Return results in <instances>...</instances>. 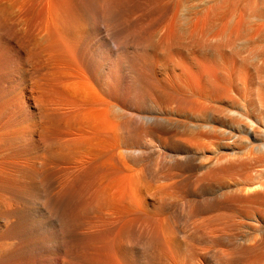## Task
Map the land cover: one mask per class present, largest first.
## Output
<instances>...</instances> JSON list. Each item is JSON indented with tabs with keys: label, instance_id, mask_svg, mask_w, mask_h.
<instances>
[{
	"label": "bare ground",
	"instance_id": "obj_1",
	"mask_svg": "<svg viewBox=\"0 0 264 264\" xmlns=\"http://www.w3.org/2000/svg\"><path fill=\"white\" fill-rule=\"evenodd\" d=\"M149 1L157 8V1ZM201 1H190L195 4L185 11L188 24L180 27L170 21L163 30L164 23L151 41L150 32L145 38L134 27L136 32L129 30L127 0H21L26 10H44L46 16L44 21L25 18L28 34L44 23L38 53L21 51L0 33V264H264V232L259 240L254 234L264 230V169L256 172L260 181L254 183L243 158L224 160L210 149H194L214 146L217 128H228L241 135L237 138L248 146L253 161H264V135L251 121L238 122L237 112L225 117L200 101L225 97L226 78L235 85L246 83L251 6L243 3L233 20L235 0H214L211 5L204 0L200 6ZM228 14L233 19L223 21ZM203 30L209 34L199 37L207 45L200 46L199 40L195 45ZM182 35L188 42L181 49L207 51L230 66L200 65L182 87L174 81L167 85L164 76L158 86L152 77L149 83L151 74H144L155 66L153 58L174 63ZM238 37L243 50L233 52ZM132 45L137 51L130 55ZM31 62L35 67H29ZM182 68L176 75H184ZM158 103L173 104L168 112L182 122L148 112ZM251 103L255 113L264 111V97L257 92ZM10 104L14 107L5 113ZM174 153L181 156L173 159ZM193 163L200 171L197 176L172 172ZM160 180L170 183L155 184ZM172 190L193 198L186 202V212L178 210L189 219L197 211L218 208L213 220L221 228L211 229L201 218L189 223L181 212L183 219L169 199ZM179 218L189 224L177 227ZM244 225L248 235L238 248L211 249L204 256L184 248L185 241L197 239L198 231H206L210 239L215 234L229 239Z\"/></svg>",
	"mask_w": 264,
	"mask_h": 264
},
{
	"label": "rangeland",
	"instance_id": "obj_2",
	"mask_svg": "<svg viewBox=\"0 0 264 264\" xmlns=\"http://www.w3.org/2000/svg\"><path fill=\"white\" fill-rule=\"evenodd\" d=\"M131 1V2H130ZM130 1H128L127 0V6H129V4H130V6H131V10L130 9H128V11L130 10V11H132V13L130 12H128L127 11V13H126V15L127 14H129V15H127L128 16V18H126L127 19V21H128V23H130V28H129V30L131 31V33H132V31H135L136 32V30H137V33H138V31L142 34V37H145V38H147V34L150 32L151 34H149L150 36H148L149 37V40L151 39V41H153V40H155V37L154 36H157V33L159 34L161 31H160V29L161 28H163L162 27V25L164 26V23H165V28H163V30L164 29H166V26L168 25V24H170V21H172L171 22V24L172 23H176V25H178V26H182V27H184V22H186L187 24H188V21H187V19L190 17V15H187L186 14V12L185 11H187L192 5H194L195 3L193 2V3H191L190 1H192V0H162V1H158V0H155V1H157V3H159V4H157V8H154V3H153V1L151 2V1H149L148 2V0L146 1V0H130ZM136 1H138V3H136ZM146 3H145V2ZM203 1V2H202ZM201 2H202V4L200 5V6H202L203 4H205L206 2H204V0H202ZM213 1L214 0H208V4H210L211 5V3H213ZM242 1V2H241ZM129 2V3H128ZM134 2H135V4H134ZM154 5V6H152L153 8H154V10H152L151 11V9H153L152 7H151V3ZM184 2H185V4H184ZM187 2H190L191 4H188ZM201 2H199V3H201ZM239 2H241V3H239ZM165 3V4H164ZM187 3V4H186ZM243 3H245L247 6H251V8L249 9V14H250V16H249V19H251V20H249L250 21V24H249V37H250V42H249V48H248V52H250V57L251 58H249V55H248V57L247 58H249V59H247V63H248V77H247V79H246V85L244 84V85H241V84H238V85H235V81L234 80H229L228 78H226L225 80H223V82H226V84L224 83V85L226 86L225 87V91H224V95H225V97H220V99H219V97H217L216 98V96H214V97H211V96H206V97H204V98H202V99H200V101L202 102V104L203 105H205V106H214L215 108H217V109H220V113L222 114V115H224L225 117H232V116H229L230 114H232V112L234 113V112H237L238 113V115H240V118H238L237 120H238V122H244L245 120H246V122L248 121H251L252 122V125H253V129H255V130H258V132L263 136L264 135V111L263 110H259L258 111V113H255V111H253L255 108L254 107H252V100L254 99V95L256 94V92L258 93V94H260L261 96H263L264 97V68H263V62H264V0H235V3H234V6H233V9H232V13H231V15L233 16V17H235V19H233L232 18V16L231 15H229L228 14V16L226 15V17L224 18V20L223 21H226V20H228V19H233V20H236V18H237V15H240L242 12H241V10H242V6L244 5ZM137 4H139L138 6H141V7H138L137 6ZM156 4V3H155ZM184 5V9L183 8H181V10L180 11H182V9H183V14H179L180 13V11H179V9H180V5H181V7ZM238 4V5H237ZM135 5H136V8H135ZM185 5H187V6H185ZM189 5H191V6H189ZM237 5V6H236ZM130 6H129V8H130ZM249 6V7H250ZM21 6V0H0V28L1 27H3V28H1V29H4V30H1L0 29V31H2V32H0L1 33V35L3 34V32H4V35L2 36V39L3 40H8V39H6V36H7V38H12V40H11V42L10 43H13V41H14V43H16V45L17 44H19L20 45V47H21V51H23V52H27L28 54H31V53H33V54H35V53H38V52H36V50L38 51L39 50V48H38V46H41V44H42V38H43V34H41V33H44V32H42V28H43V25H44V23H41L40 24V27H39V29L38 30H33L31 33L33 34L32 36L31 35H29V34H31L30 32H29V34H28V32H24L27 28H25L24 26H26V24H27V21H26V19L27 18H29V16H34L33 18L35 19V21H37L38 19H41L42 21H44L45 20V17L44 16H46V14L44 13V10L43 11H40V9H34V10H26L24 7H22ZM151 7V8H150ZM161 7H163V8H161ZM189 7V8H188ZM150 8V9H149ZM236 8V9H235ZM21 9V10H20ZM33 9V8H32ZM157 9V10H156ZM177 9V10H176ZM234 9H235V11H234ZM22 10H23V12H22ZM26 10V11H25ZM36 10H39V11H37L38 13H37V15H36ZM251 10V11H250ZM20 11V12H19ZM174 11V12H173ZM22 12V13H21ZM41 12V13H40ZM181 12V13H182ZM27 13V14H26ZM31 13H32V15H31ZM25 14V15H24ZM45 14V15H44ZM185 14V15H184ZM21 15H23V16H21ZM43 15V16H42ZM171 15V16H170ZM174 15H175V17H174ZM26 16V17H25ZM126 16V17H127ZM183 16H184V18H183ZM177 17H178V19H177ZM181 17V18H180ZM252 17V18H251ZM26 18V19H25ZM130 18V19H129ZM186 18V19H185ZM261 18V19H260ZM3 19H4V21H3ZM170 19V20H169ZM172 19V20H171ZM179 19H181V20H179ZM169 20V21H168ZM177 20V21H176ZM25 21H26V23H25ZM178 21H180L181 23H179ZM222 21V22H223ZM168 22V23H167ZM180 24H178V23ZM221 21H220V23L219 24H221L222 23ZM136 23H138V27H137V25H135ZM142 23V24H141ZM159 23V24H158ZM25 24V25H24ZM132 24V25H131ZM170 24V25H171ZM186 24V25H187ZM219 24H218V26H219ZM215 26H217V24L215 25ZM19 27V28H18ZM134 27V29H136V30H131L132 28ZM143 27V28H142ZM168 27V26H167ZM170 27V26H169ZM6 28V29H5ZM24 28H25V30H24ZM41 28V29H40ZM141 28L143 29V30H145V31H142L141 32ZM140 29V30H139ZM41 31V32H38V31ZM155 30V31H154ZM162 30V29H161ZM162 30V31H163ZM196 31L198 32V31H200V28L199 27H197L196 28ZM210 32V31H209ZM252 34H251V33ZM19 33H20V35H19ZM200 33V32H199ZM41 34V35H40ZM143 34H144V36H143ZM201 34V35H200ZM200 34H198L197 33V43L195 42L194 44L196 45V44H198L199 42H198V40L200 41V43H199V45L200 46H203V44L202 43H207V40L206 41H203L202 39H206V36L209 34L208 33V31H206V33H205V31L203 30V31H201V33ZM6 35V36H5ZM40 35V36H39ZM27 36H29V37H27ZM152 36V37H151ZM183 36H184V38H185V40H183L184 38H183ZM186 35H182V36H180L178 39V41H180L182 44H180L179 42H177V43H179V49L175 52V54L176 55H174V59L176 60V57H177V60L175 61H173L174 63H168V62H161V61H159V59L160 60H163V59H161L162 58V56L160 57V56H155V60H154V58H153V60H154V62H153V60H152V64L154 63V65L155 66H153V68H151L150 69V71L148 70V68H143V70H141L142 68H141V66H139V64L137 65V67H139V68H141V69H139V70H141V71H145L146 72V69L148 70V72H146V74H144V75H150L151 74V76H148L149 78H147V80L149 79V80H153V82L152 83H154V81H156L155 82V84H156V86H158V83H159V81H161V77L163 78V76H164V80H162V81H166V83H167V81L169 80V82H168V84L167 85H170L171 86V82L172 81H174L175 83H176V81H177V84H175L174 82H172V84H174V85H177V86H179V84H180V86L179 87H182V86H184V84L186 83V81H189L190 80V76H189V73L190 74H193L197 69H199V68H202V66L203 67H208V65L211 63V66L212 65H216V64H218V65H216V66H218V67H222V68H224V67H229L230 66V64L227 62V61H224V58H220V57H216V56H214V58H213V56L212 55H209V54H207V51L206 52H201V51H198L197 49L195 50V48H192V52H188V51H191V50H186L188 53H186V51L185 50H183V49H181V47L182 46H185V44L188 42V37H185ZM201 36H203L202 37V39L200 38ZM3 37H5V38H3ZM19 37V39L18 40H16V38H18ZM20 37H21V39L22 38H24L23 40V42L25 43H23V44H21L22 43V41H20L21 39H20ZM251 37H252V39H251ZM15 38V39H14ZM32 38V41L30 40V39ZM186 38H187V41H186ZM40 39H41V42H40ZM195 39V40H196ZM16 40V41H15ZM26 40H29L28 42L30 43V45H28L27 44V41ZM238 40V41H237ZM237 40L236 41H234L233 43L235 44V45H233V46H235L234 48H233V52H236V51H238V50H243V43H242V39H241V37L239 38H237ZM10 41V40H9ZM20 41V42H19ZM240 43V44H239ZM34 44V45H33ZM238 44V45H237ZM12 45V44H11ZM24 46V45H26V46H24L25 47V49H23L22 48V46ZM205 45H207V44H205ZM33 46V47H32ZM27 47L30 49V52H29V49H27ZM35 47H37L36 49H35ZM133 45L131 46V48L129 49V51H127L130 55H133V54H135L136 53V51H137V49L136 48H134V50H136V51H134L133 49ZM28 50V51H27ZM195 51H197L196 53H195ZM202 53V54H204L205 53V55L204 56H207L206 58H208L209 60H210V62H209V60L208 61H206L205 59V57L202 55L201 56V54L199 55L198 53ZM178 53V54H177ZM184 53V54H183ZM192 53V55H190ZM195 53V54H194ZM258 53V54H257ZM181 54H182V56H181ZM207 54V55H206ZM178 55V56H177ZM190 55V56H189ZM198 55V56H197ZM212 56V57H210L209 58V56ZM257 55H259V57H257ZM191 58H189V57ZM240 56H242V54H240ZM159 57V58H158ZM195 58H197V60L195 59ZM199 58V59H198ZM213 58V59H212ZM221 60H220V59ZM193 59V60H192ZM196 60V62H199L198 60H200V62H199V64H195V60ZM205 61H204V60ZM220 61H219V60ZM217 60V61H216ZM222 60H223V63H221L222 62ZM250 60V61H249ZM156 61V62H155ZM194 61V62H193ZM219 61V62H218ZM161 62V63H160ZM176 62H178V63H176ZM33 63V64H32ZM109 64H110V61L108 62ZM165 63H166V65H165ZM176 63V64H175ZM249 63H251V64H249ZM173 64V65H172ZM181 64H182V66H183V68H182V66H181ZM206 64V65H205ZM226 64V66H224ZM167 65H169V66H172V67H169V66H167ZM174 65H177V66H175L174 67ZM179 65H180V68H179ZM200 65H202V66H200ZM241 64H238V66H240ZM252 65V66H251ZM145 66H146V64H145ZM165 66H166V68H165ZM224 66V67H223ZM253 68H251V67ZM29 67H35V64H34V62H31V65L29 66ZM156 69H155V68ZM164 67V68H163ZM178 67V68H177ZM261 68V70H260V68ZM28 68V67H27ZM171 69V71H170V69ZM172 68H174V69H172ZM175 68H177L178 70H176ZM182 68V70L181 71H183L184 72V75L183 74H179V75H176V74H178L179 72H180V69ZM189 70H188V69ZM167 69V70H166ZM184 69V70H183ZM194 69H196V70H194ZM152 70H154V71H152ZM156 70V71H155ZM176 70V71H175ZM263 70V71H262ZM190 71V72H189ZM255 71H257V72H255ZM152 72H154L156 75H154V73H152ZM178 72V73H177ZM182 72V73H183ZM144 73V72H143ZM148 73V74H147ZM150 73V74H149ZM258 75V76H256V74ZM263 73V74H262ZM159 74H160V76H159ZM168 74V75H167ZM173 74H175V75H173ZM152 75H154V76H152ZM35 77H37V78H39V77H41V76H39L38 74H36V75H34ZM168 76H169V78H171V81H170V79L168 78ZM172 76H174V77H172ZM183 76V77H182ZM150 77H152L151 79H150ZM155 77H159L158 78V81L157 80H154V78ZM176 77V78H175ZM261 77V78H260ZM165 78H166V80H165ZM176 80H175V79ZM183 78V79H182ZM156 79V78H155ZM178 79L179 80H181V82L183 83H181V82H179L178 81ZM148 80V81H149ZM253 81V82H252ZM234 82V83H233ZM149 83H151L150 81H149ZM179 83V84H178ZM154 84V85H155ZM152 85V84H151ZM154 85H152V86H154ZM155 86V87H156ZM227 89V90H226ZM232 90V91H231ZM240 91H241V93H240ZM240 93V94H239ZM237 96H236V95ZM231 99H229L228 97ZM226 97H227V99H226ZM221 99H225V100H222L221 101ZM227 100V101H226ZM229 100V101H228ZM209 102V103H208ZM240 102V103H239ZM159 104V105H158ZM158 104H156L155 106H153V107H151V109H149L148 110V112H150L152 115H155V116H160V113L161 114H164V115H166L168 118L170 117V119H172L173 118V120H182V119H177L176 117H174L172 114V110H171V112L169 113L168 111H170V109H172L173 108V104H164V103H158ZM162 104V105H161ZM210 104V105H209ZM237 106H236V105ZM11 106V107H10ZM164 106H165V108H164ZM171 106V107H170ZM242 106V107H241ZM14 107V104H10L9 106H8V108H7V111H5V113H7V112H9L10 110H11V108H13ZM156 107H158V108H156ZM161 107V108H160ZM170 108V109H169ZM254 108V109H253ZM9 109V110H8ZM160 111H159V110ZM158 111V112H157ZM156 112V113H155ZM254 112V113H253ZM168 113V114H167ZM169 114H171V115H169ZM164 115H162V116H164ZM241 118H243V119H241ZM240 119V120H239ZM182 122V121H181ZM183 122L185 123H187V121H185V120H183ZM204 125H206V126H209V124L208 123H205ZM188 130V129H187ZM186 130V132H188ZM215 136H217V138H218V141H216V143H215V145L214 146H208V145H205L204 147H201V148H196L195 146H194V149L196 150V152H199L200 153V151H201V153H203V152H209V149H210V152L212 151V152H215V153H217L218 155H219V157H221L222 156V159H224L223 157H226L225 159L226 160H228V159H231L232 160V157H238V158H240L241 157V159H242V161H244V160H246V167L244 168V169H246V170H248L249 172H250V174L252 175L251 177H252V181L254 182V183H257V182H255V181H260V180H258V178L260 179V174L259 173H256V172H258V171H261V170H263L264 169V161L262 162V161H258L257 160V158H256V160L258 161H253V159H254V156H252V157H250V156H248L249 154H250V150H249V148H248V146L246 145V144H244V143H242V142H240L239 141V138H237V137H241V135H239L238 133H233L230 129H228V128H221V127H218L217 128V131H216V134H215ZM146 142V141H145ZM144 141H141V144H144L145 143ZM207 146V147H206ZM253 146V145H252ZM154 149L155 148H151L150 150L151 151H154ZM202 149V150H201ZM177 150H179V149H175L174 151H177ZM204 150V151H203ZM208 150V151H207ZM249 150V151H248ZM193 152H191V154H192ZM234 153V154H233ZM176 153H174L173 154V159L175 158H179L181 155H175ZM208 154H210V153H208ZM221 155V156H220ZM231 155V156H230ZM242 155V156H241ZM155 155H151L150 157L152 158V157H154ZM247 157H250V158H252V160L251 159H247ZM228 158V159H227ZM224 159V160H225ZM234 159V158H233ZM249 160H251L250 162H249ZM153 161H156V160H153ZM248 163H250V164H248ZM253 163L255 164V165H253ZM258 163V164H257ZM260 163V164H259ZM252 165V166H251ZM182 169H184V170H182ZM256 171H255V170ZM179 170L183 173V175H185V176H197L198 174H200V171L195 167V164L193 163L192 165H190V166H187V167H183V168H181V169H177V170H174V171H172L173 172V174H175V175H179ZM253 170H254V172H253ZM172 174V173H171ZM253 174H255V175H253ZM257 174H259V175H257ZM255 176V177H254ZM258 176V177H257ZM256 177H257V179H256ZM174 180H176V179H174ZM171 181V180H170ZM167 182H169V181H157L155 184H157L158 186H160V185H166L167 184ZM172 182V181H171ZM159 183V184H158ZM165 183V184H164ZM170 183V182H169ZM231 183V182H230ZM155 184H154V186H155ZM175 196V197H174ZM206 196H208V195H206ZM203 197H204V194H203ZM203 197L201 198V199H203ZM171 198V200L170 201H175L174 203H175V210L177 209V213L180 211V210H183V208H184V211L186 212V210H187V206H188V204H186V202L188 203L189 201H191L193 198H191V197H188L187 195H185V194H182V193H179V192H177V191H171L170 192V195H169V199ZM174 199V200H173ZM181 205H183V207H180ZM178 207V208H177ZM180 207V208H179ZM215 209V210H214ZM179 210V211H178ZM181 212H183V211H181ZM181 212H179L178 214L179 215H181L182 216V218L185 216V213L183 214V213H181ZM214 212V213H213ZM220 211L218 210V208H216V207H211V208H209V209H205L204 211L203 210H201V212L199 211H197V213H194V215L195 214H197V216L195 215H190V219H189V217L187 218V216H185V218H186V220L189 222V223H191V222H195V221H198V219H202V220H204V219H206V220H204V221H206L207 222V224L210 226V228L211 229H220L221 228V224H219L218 223V221L217 220H213V217H215V214L217 215L218 213H219ZM255 211H252V213H253V215L254 216H256L255 215V213H254ZM184 216H183V215ZM199 214V215H198ZM180 216V217H181ZM200 216V217H199ZM194 217V218H193ZM185 218H183V219H185ZM183 219H180L179 218V220L178 221H176V223H175V225L178 227H183L184 225L183 224H185V225H187L186 223H188L187 221H183ZM192 219V220H191ZM194 219V220H193ZM200 219V220H201ZM180 220H181V222H180ZM190 220H191V222H190ZM201 220V221H202ZM241 220H244V219H241ZM253 220H255V221H257L258 219H257V216L256 217H254V219ZM245 221V220H244ZM184 222V223H183ZM186 222V223H185ZM182 223V224H181ZM188 223V224H189ZM218 223V224H217ZM246 223H248V222H246ZM249 223H252V222H249ZM213 224V225H212ZM220 225V226H219ZM212 226H217V227H212ZM262 227L264 228V226L262 225ZM247 228V229H246ZM201 230V229H200ZM247 230V231H246ZM202 231V230H201ZM201 231H198L199 233L198 234H195V235H197V239H196V237L194 236L190 241H185L184 242V248H188V250L187 251H191L192 252V254L193 255H198V256H204V255H207V254H209L210 253V250L211 249H216V248H218V249H216V250H213V251H217V250H228V249H234V248H238V247H240L241 245H243L244 243H245V237L248 235V231H249V229H248V227L247 226H242V227H238V228H236V230L234 231V233L233 234H230L231 232H228V235L230 234V237H229V239L228 238H226V239H224V238H220V237H216V235L217 234H215V236H214V238H212V239H210L208 236H207V232L206 231H203L202 232V234H200L201 233ZM238 231V232H237ZM237 232V233H236ZM263 232H264V230H260V231H257V232H255L254 234H255V237H258V240L259 239H261V237H262V234H263ZM200 234V235H199ZM235 234L237 235L236 237H235ZM206 235V236H205ZM199 236V237H198ZM231 236H233L232 238H231ZM218 238H220V240L218 239ZM194 239V240H193ZM216 241H214V240ZM181 240V242H182V240L183 239H180L179 238V241ZM193 240V241H192ZM200 241V242H199ZM208 241V242H207ZM214 241V242H213ZM186 246V247H185ZM209 246H210V248H209ZM229 246V247H228ZM186 248V249H187ZM189 248H191V249H189ZM193 248V249H192ZM207 250L209 251V253L207 252ZM213 251H211V252H213ZM206 253V254H205ZM195 255V256H196ZM237 262V263H236ZM236 262H230V264H246L245 262H243V261H241V262H239V261H236ZM224 264V263H223ZM227 264H229V263H227Z\"/></svg>",
	"mask_w": 264,
	"mask_h": 264
}]
</instances>
